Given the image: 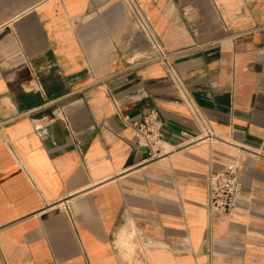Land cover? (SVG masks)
<instances>
[{"label": "crops", "instance_id": "obj_1", "mask_svg": "<svg viewBox=\"0 0 264 264\" xmlns=\"http://www.w3.org/2000/svg\"><path fill=\"white\" fill-rule=\"evenodd\" d=\"M139 1L199 116L135 66L150 46L123 0H0V264H264V0ZM111 96L157 114L163 157ZM226 161L242 189L208 242Z\"/></svg>", "mask_w": 264, "mask_h": 264}, {"label": "built area", "instance_id": "obj_2", "mask_svg": "<svg viewBox=\"0 0 264 264\" xmlns=\"http://www.w3.org/2000/svg\"><path fill=\"white\" fill-rule=\"evenodd\" d=\"M126 4L128 14L134 26L142 32L150 46V53L142 60L135 63V66L150 63H159L163 66L170 82L175 88L178 97L187 105L192 114L199 116L197 108L188 98L185 92V86L181 80L171 59V53L164 50L159 41L157 33L149 22L146 13L139 0H123ZM114 103L116 112L120 115L126 125L133 127L135 131V148H143L149 158L156 159L163 157L167 153L164 147L161 123L156 113L152 116L138 121H130L128 116L119 112L118 104ZM203 135L205 137L210 131L203 125ZM182 136H188L182 133ZM195 136L194 138H199ZM206 202L207 228L206 239L210 242L211 221L215 214H222L232 218L238 205V198L242 189L241 172L237 161H226L221 168L210 167L206 174Z\"/></svg>", "mask_w": 264, "mask_h": 264}]
</instances>
